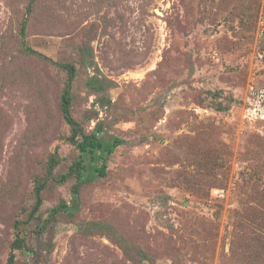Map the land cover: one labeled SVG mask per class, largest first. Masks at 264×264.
<instances>
[{
    "label": "rangeland",
    "instance_id": "374dc122",
    "mask_svg": "<svg viewBox=\"0 0 264 264\" xmlns=\"http://www.w3.org/2000/svg\"><path fill=\"white\" fill-rule=\"evenodd\" d=\"M29 2L0 0V264L20 235L14 264H264V0ZM65 63L84 131L123 139L106 175L56 179Z\"/></svg>",
    "mask_w": 264,
    "mask_h": 264
},
{
    "label": "trees",
    "instance_id": "16d2710c",
    "mask_svg": "<svg viewBox=\"0 0 264 264\" xmlns=\"http://www.w3.org/2000/svg\"><path fill=\"white\" fill-rule=\"evenodd\" d=\"M36 0H30L28 5V11H32V7ZM26 30H27V17L24 18L20 34L23 39V46L24 51L26 53H30L33 55H37L42 57L43 59L51 61L47 56H45L43 53L35 50L34 48L30 47L28 43L26 42ZM63 69L67 72V84L63 89V92L61 94V100H60V108L62 111V114L64 116V119L71 127V135L70 140L76 144L80 151V157L73 163V165L70 166L69 171L66 173H63L60 175L57 179L59 182H65L71 175H75L78 179H81L82 175H87L88 173L91 174L95 172L99 175H106L107 172V156L111 155L116 148L123 143V139L120 137H113L111 139H104L102 138L98 133L101 131L100 126L95 128L92 132L86 133L83 129V127L80 125V123L76 120V118L72 114V104H73V96H72V81L77 76V67L75 64L72 63H65L61 65ZM89 85L91 88L102 90L105 88V83L102 81V79L98 77H91L89 80ZM87 160V162H86ZM56 160L54 158L51 159L48 165V173L52 174L55 166H56ZM86 172V173H85ZM86 180V179H85ZM84 180V181H85ZM45 185V182H41L39 180L37 182L36 188H35V203L31 210L30 216L36 215V213L40 210V207L43 203L42 198V189ZM77 186V185H75ZM76 188V187H75ZM73 204L69 205L66 201H62L58 205H56L51 210V214L53 216L57 215L60 212H65L68 214L73 215L77 208L78 204L76 203V200L79 198V193L77 190L73 191ZM91 224L93 225H102L101 222H95L92 221ZM25 244V238L21 235L18 236L12 243L11 247V253L8 258V264H14L15 262V249H22L24 248ZM32 252H34V249H31Z\"/></svg>",
    "mask_w": 264,
    "mask_h": 264
}]
</instances>
